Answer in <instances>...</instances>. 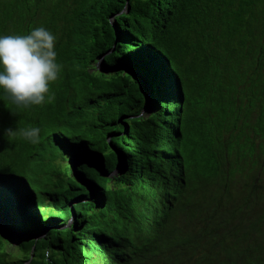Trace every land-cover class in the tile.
Masks as SVG:
<instances>
[{
    "label": "trees",
    "instance_id": "obj_1",
    "mask_svg": "<svg viewBox=\"0 0 264 264\" xmlns=\"http://www.w3.org/2000/svg\"><path fill=\"white\" fill-rule=\"evenodd\" d=\"M38 27L62 68L41 105L0 90L1 230L27 236L0 264H264V0H0V36Z\"/></svg>",
    "mask_w": 264,
    "mask_h": 264
},
{
    "label": "clouds",
    "instance_id": "obj_2",
    "mask_svg": "<svg viewBox=\"0 0 264 264\" xmlns=\"http://www.w3.org/2000/svg\"><path fill=\"white\" fill-rule=\"evenodd\" d=\"M55 40L56 37L44 27L35 28L27 35L0 36V90L4 99L23 108L44 103L50 82L57 80L62 68L56 63ZM54 100L55 93L48 95L49 102ZM39 133L40 128L31 125L23 129L9 127L2 130L3 136L13 138L20 135L33 144L39 142ZM119 170L117 167L111 175ZM8 235L11 239H16L13 235L27 238L21 233Z\"/></svg>",
    "mask_w": 264,
    "mask_h": 264
},
{
    "label": "rangeland",
    "instance_id": "obj_3",
    "mask_svg": "<svg viewBox=\"0 0 264 264\" xmlns=\"http://www.w3.org/2000/svg\"><path fill=\"white\" fill-rule=\"evenodd\" d=\"M98 66H99V64H98ZM243 67L245 68V65H243ZM65 163L68 164V167H69L71 165V163H72V160L68 159L67 161H65ZM53 167L55 169H57V164H54ZM58 168H59L60 171H64V165L63 164L59 165ZM46 176L47 175L44 173V171L42 169L34 168L33 170H31L29 172L28 178L33 182V184H35L34 186H36V185L42 184L46 180ZM2 228H3V223H0V233H1V235L3 237L9 238L10 237L9 235H7V234L2 232V230H1ZM6 244H7V246H6ZM1 247H3L6 250L7 253L8 252L11 253V255H13L12 258H15V256H20V254H21L20 251H18V249L15 246L13 241L5 240L2 243ZM9 257L11 258V256H9ZM10 258L8 260H10V261L13 260V259H10ZM0 260H1V258H0Z\"/></svg>",
    "mask_w": 264,
    "mask_h": 264
},
{
    "label": "water",
    "instance_id": "obj_4",
    "mask_svg": "<svg viewBox=\"0 0 264 264\" xmlns=\"http://www.w3.org/2000/svg\"><path fill=\"white\" fill-rule=\"evenodd\" d=\"M111 26L115 29L116 28V24H115V22H111ZM111 50H113V49H111ZM108 53V52H107ZM106 53V54H107ZM102 59V57L100 58V60ZM98 64V63H97ZM96 64V65H97ZM127 129V127H125V130ZM71 214H72V216H73V212H72V210H71ZM13 237H15L16 239L18 238H24V237H22V235H13Z\"/></svg>",
    "mask_w": 264,
    "mask_h": 264
}]
</instances>
